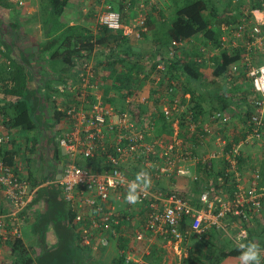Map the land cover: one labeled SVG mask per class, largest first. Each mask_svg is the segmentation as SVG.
Instances as JSON below:
<instances>
[{
	"label": "built area",
	"instance_id": "obj_1",
	"mask_svg": "<svg viewBox=\"0 0 264 264\" xmlns=\"http://www.w3.org/2000/svg\"><path fill=\"white\" fill-rule=\"evenodd\" d=\"M101 1L99 25L112 32L120 31L119 13L110 1ZM133 25V36L142 40L148 33L145 15L140 14ZM223 31L229 35L220 37L217 50L244 49L240 60L228 67L225 78L229 81L233 75L241 74L255 95L250 101L252 113L242 138L233 139L228 134L229 112L215 111L208 121H193L190 114L180 116L186 113L185 106L173 83L165 84L159 107L160 117L171 124V133L155 136L154 118L159 116L139 114L138 106L147 105V98L125 92L124 108L109 104L100 87L96 64L82 60L76 67L73 83L55 86L57 94L64 96L57 109L64 123L53 132L62 159L53 160L38 180H31L22 157L28 149L27 143L22 144L19 155L14 154L12 164L0 158V246L22 240L23 230L31 219L32 202L38 190L45 187H55L58 191L70 214V227L81 251L95 255L113 245L117 256L134 264H142V257L150 254L149 247L156 240L162 242V248H178L190 235L201 239L210 229L224 232L222 221L226 217L243 222L259 217L264 194L257 189L258 173L243 186L238 159L244 146L264 141V4L261 9L252 10L250 18L243 17ZM185 44L171 41L167 60L178 58ZM199 52L205 54L206 49L201 47ZM120 68L115 66V70ZM164 68L159 64L147 75L156 90L164 82ZM139 76L143 78L145 74ZM38 101L41 103L42 98ZM6 121L0 115V151H16L14 143L19 139L15 136L16 129L8 127ZM183 122L188 133L185 138L179 135ZM210 136L216 150L202 161L205 175L211 160H222L224 169L216 178L190 176L191 183L200 188L196 205L175 189L156 187L162 180L187 177L196 143L203 145ZM46 151L50 157L53 146ZM141 171L148 173L149 185L138 189L136 204H129L125 199L128 182ZM183 219L187 221L185 228ZM246 238V231L240 228L232 242L236 246L237 240ZM251 240L264 249L263 239ZM121 243L125 248H120ZM261 255L264 256V251Z\"/></svg>",
	"mask_w": 264,
	"mask_h": 264
},
{
	"label": "crops",
	"instance_id": "obj_2",
	"mask_svg": "<svg viewBox=\"0 0 264 264\" xmlns=\"http://www.w3.org/2000/svg\"><path fill=\"white\" fill-rule=\"evenodd\" d=\"M11 3L14 4L13 7L10 9H4L0 7V38L3 40L4 43H0V54L5 52L6 47H11L16 51V53L20 56V58L30 66L33 79L32 85L36 88V84L40 82L45 83V78L51 79L53 76V71H51V67L48 64L47 55L42 50L41 43L44 42L45 39L48 37V30L49 25H45L43 18L39 13V1L38 0H9ZM16 1V2H14ZM110 1L112 8L119 13L120 15V22L122 29L119 31L120 36L123 38V41L126 45L132 46L133 50L137 52L138 59H134L133 57L128 58L127 63L132 67L134 70L132 71V78L135 79L133 82H129V87L131 88L132 93L140 94L141 96H145L148 100L147 105L139 104V114L141 115H150V116H159L158 119L154 118L155 121V136L170 134L171 132V124L166 122L164 119V125H167V128L161 127L162 118L160 117V99L161 94L164 90L165 84L173 83L176 86L177 82L172 81L166 78L167 74V66L165 60L168 58V54L170 52L171 46L170 43L167 45H163L162 41L165 40V32L170 25L169 18L172 14H174V10L176 9L174 6L177 4L179 0H106ZM228 1V0H227ZM226 0H211L214 2V6L217 10L221 11L225 4L227 3ZM20 2L21 5H18ZM65 6L63 7V12L60 17V21L65 23L66 25H80L83 28L88 29L90 32L94 33L96 28L99 25L98 17L99 14L102 12L103 2L101 0H65ZM232 7L234 6L239 9L238 11L241 13L242 17L248 16L249 12V0H232ZM212 4V3H211ZM231 7V8H232ZM151 8V9H150ZM3 10V11H2ZM227 13L232 16H237V12L234 11H226ZM148 14L150 17L148 33L143 37L142 40H136L131 32L132 27L134 26V22L136 21L137 17L140 14ZM221 22H228L229 19L223 16L218 19ZM224 24H222V34L221 36L229 35L223 31ZM14 30L17 31V34H14ZM220 36V37H221ZM231 40V37H230ZM204 47L206 49V53H200L199 48ZM11 49V48H8ZM98 52H102L101 48L94 51V53L90 56L92 60L97 66V77L100 82V87L105 96L107 102L111 105L119 106L120 108H124L125 102V92L124 91H115L112 87V81L114 76L110 74V71L115 68V66L110 67L108 64V58L106 55H99L97 56ZM212 52L215 54L213 55ZM219 50L210 49L209 45L204 44L201 39H193L186 42L183 48L180 50V56L178 58L183 59L187 58V61L195 62L199 64L202 71L206 72L209 68L208 66L212 65V60L218 54ZM5 61L3 57H0V63ZM7 61H5L6 63ZM136 62V63H135ZM153 64L155 66L153 67ZM164 65V72H163V83L161 82L160 87L158 90L154 89L152 86L151 81L149 82L147 79L148 73L154 71V68L159 65ZM118 65V63H117ZM128 65V66H129ZM126 67L116 70V73H129V68L127 64L124 65ZM77 67V66H76ZM115 70V69H114ZM147 72V73H146ZM139 73L142 75L145 74L143 78L139 76ZM138 74V76H137ZM76 77H77V69H76ZM74 78L73 82L76 80ZM120 77V76H118ZM225 77V76H224ZM241 74L233 75V78L229 80L227 85L224 87L226 89L224 92H216V95H223L227 98L229 92L232 89H236L238 92L236 93V97L233 100V106L229 108L228 112H231V121L229 126H227L228 134H231L233 139L242 138L244 135V131L247 127V118L245 112L251 111V105L249 104L250 100L255 97L252 89L248 82H245L242 78ZM182 82V79H180ZM48 85V84H47ZM58 85V84H56ZM54 83L51 84V87L56 86ZM43 86V85H42ZM40 86V87H42ZM133 88V89H132ZM42 89V88H41ZM177 89V87H176ZM233 89V90H234ZM230 90V91H229ZM229 91V92H228ZM176 92V91H175ZM178 97H180L181 103L185 106V112H187L189 108V94H182L177 90ZM241 94L243 96H241ZM251 97V99H250ZM64 98V96H63ZM61 95L56 94L54 98L56 109L60 107L61 101L64 100ZM40 104H38L39 108L37 111L36 118L39 119L40 125L37 129H34L35 135L34 138L29 139L27 136L20 134L18 137L19 139L14 143V149L16 150V154L21 153V146L23 143L28 144V149L24 152L23 156L25 158V166L27 168V174L29 179L38 180V176H41L42 172V165L45 161H49L52 163L53 154L49 157L47 156V149L50 146H54V131L58 130L60 125L64 123L63 118L61 117L57 123H53L51 116H43L42 111L40 110ZM249 104V106H248ZM151 105V107H150ZM47 106V104H46ZM247 106L250 110L247 109ZM127 107V105H126ZM203 107H205L203 105ZM155 112V114L153 112ZM227 112V111H226ZM45 113V112H44ZM184 114V113H182ZM181 114V115H182ZM209 112L203 108L202 116H198V119L201 121H208ZM51 115V114H50ZM233 115V116H232ZM174 116V115H173ZM185 116V114H184ZM182 119V118H181ZM264 119V116H263ZM17 132H21L20 130H16ZM54 132V133H53ZM187 131L185 129V123L183 124V129H180V137L185 138L187 137ZM264 135V132H263ZM36 137V138H35ZM194 139V137L192 138ZM264 139V138H263ZM196 143L197 141H193ZM199 145H198V144ZM196 149L193 151L194 161L193 163L188 165L189 175L185 178H171L169 180H162L158 182L155 186L160 189H175L181 194L185 195L191 202V204L196 205V195H198L200 188L196 185L191 183L190 176L192 174L199 175L200 177L206 176L209 177H217L223 169L224 165L222 160H211L209 162V168L205 175L204 171V164L202 163L203 159L207 157L212 151L216 150V145L214 144L213 137L210 136L208 139L204 141V144H200L197 142ZM256 144V143H255ZM262 145L258 146L259 151L262 153L260 155L255 151V146H244L241 149V155L238 159V170L241 177V183L243 186H247L250 181L251 177L254 173H258L259 178L257 179V189L259 192L264 194L263 187H261L260 181L264 178V141L261 143ZM253 148V149H251ZM61 150L58 149L57 151V159L63 156V153L59 154ZM62 152V151H61ZM43 173V172H42ZM33 180V181H34ZM225 192H228V188L224 187ZM45 204H39L37 206H33L31 209V216L30 220L27 223V226L24 230H27V233L22 235V243L24 244L26 250H28L29 256H34L38 254L39 250V243L37 238L32 235L31 227L34 225V220L37 215H41L45 211ZM236 218L226 217L222 223L225 225V236L227 239H219L216 236V239L219 240L213 241L215 247L218 248L219 243L227 242L234 244L232 242V238H235L238 231L244 229L248 234L255 232L254 230L257 229L259 224L264 225V205L262 211L259 214V217L256 219H250L248 223H245V227H242L237 221ZM258 225V226H257ZM24 232V231H23ZM221 232V231H217ZM234 235V236H233ZM259 240V237L256 238ZM261 239V238H260ZM264 240V238H262ZM251 240V238H250ZM44 241L45 246H54L56 244V237L51 225H48L44 231ZM162 242L156 240L153 244L149 247L150 254L148 256H143L141 263L142 264H181L180 261L187 255V251L190 249L191 245L187 242L181 244L176 247H167L162 248ZM79 249V248H78ZM206 249V248H205ZM79 251L83 254L84 262L80 259L77 260L76 264H111L112 260L117 256L116 255V248L111 245L107 250H104L98 254L90 255L87 251ZM185 251V253H184ZM6 254V257H4ZM13 256L9 254V245L2 244L0 246V264H12ZM237 259H226L222 264H233Z\"/></svg>",
	"mask_w": 264,
	"mask_h": 264
},
{
	"label": "trees",
	"instance_id": "obj_3",
	"mask_svg": "<svg viewBox=\"0 0 264 264\" xmlns=\"http://www.w3.org/2000/svg\"><path fill=\"white\" fill-rule=\"evenodd\" d=\"M39 13L43 18L44 24L49 25L48 37L41 43V48L47 55L48 64L53 71L51 79L45 78V83L40 82L36 84V88L32 85L33 75L30 66L25 63L15 50L11 47H6L5 52L0 54L5 61L0 63V115L7 119L6 125L16 130L31 131L37 129L40 121L35 116L38 111L39 99L50 106L51 117L53 123L62 117L61 112L57 111L54 100V95L57 94L51 84H71L76 77V66L82 60L90 59V56L95 50L101 48L102 52L96 54L106 55L110 67L127 64L128 58L133 57L138 59V53L133 50L132 46H128L120 36L119 31L112 32L102 26H98L94 33L80 25H66L60 21V17L65 6V0H38ZM227 1V0H226ZM232 0H228L221 11L217 10L211 0H192L182 7H176L174 10V18L170 22L166 32L163 45H167L171 41L188 42L193 39H201L204 44L209 45L210 49L217 50L219 48L220 36L222 34V24L224 27H229L237 24L243 19L239 9L232 7ZM212 3V4H211ZM249 12L255 9H261L264 0H249ZM14 4L9 0H0V7L10 9ZM232 7V8H231ZM151 9V8H150ZM226 11L237 12V16H232ZM145 15V24L149 26L150 17ZM227 17L228 22H221L218 19ZM250 18V14L246 16ZM14 34L17 31L14 30ZM0 43H4L0 38ZM6 44V43H4ZM11 48V49H8ZM242 47L234 50H221L212 60V67L210 74L213 80L221 79L226 75L228 67L240 60L243 54ZM137 61V60H136ZM136 63V62H135ZM167 66L166 78L177 82V90L182 94H189V108L185 114L192 116L193 121H201L198 116H202L203 103L209 102L210 115L215 111H227L233 106L234 95L238 92L232 89L227 97L223 95H216V93L208 92L206 88L209 84L204 82V75L200 72L203 67L195 62L187 61V58H172L165 60ZM155 64H153V67ZM129 73H116L112 69L110 74L114 76L112 87L115 91H124L130 93L131 88L128 86L131 79L132 71L134 70L130 65L128 66ZM205 74V73H204ZM120 76V77H118ZM182 79V82L180 81ZM206 83V84H205ZM48 84V85H47ZM43 85V86H42ZM42 86V87H40ZM42 88V89H41ZM133 89V88H132ZM251 89V88H250ZM207 92V93H206ZM206 96L208 97L206 99ZM241 96H243L241 94ZM254 98V97H253ZM252 98V99H253ZM237 97L235 98V100ZM251 99V100H252ZM9 100V101H8ZM249 106V104H248ZM247 106V109L250 110ZM190 112V113H189ZM208 112V111H207ZM252 113L245 112L247 120ZM184 114L180 116H184ZM231 114V112H229ZM162 116V115H161ZM164 125L162 118L161 122ZM183 123L180 124V129H183ZM57 147L53 146V159H57ZM16 151H0V158L8 165L12 164L13 156ZM264 164V161L262 162ZM35 183L32 182V185ZM261 187L264 190V178L260 181ZM33 206L45 204V211L41 215H37L33 227H31L32 235L37 238L39 243V252L37 255L29 256L21 240L11 241L9 245V254L12 255V264H76L80 259V263L84 262L83 252L81 253L76 245L75 234L70 227V214L67 211L64 203H62L58 191L55 187H45L38 190L35 199L32 202ZM233 218V217H232ZM242 227L245 223L236 220ZM48 225L53 227L56 244L54 246H45L44 231ZM187 226L186 219L182 220V227ZM258 226V225H257ZM260 227L251 231L248 238H264V225L259 224ZM218 230L210 229L205 236L197 239L196 236L190 235L195 241H200L201 244L191 246L187 251V255L181 259V264H222L226 259H237L239 253L236 246L231 243L221 242L218 248L215 247L213 241L216 239L215 234ZM248 240V239H247ZM120 248H125L123 243ZM206 248V249H205ZM81 260L83 262H81ZM111 264H134L132 262H125L123 257L116 256Z\"/></svg>",
	"mask_w": 264,
	"mask_h": 264
},
{
	"label": "rangeland",
	"instance_id": "obj_4",
	"mask_svg": "<svg viewBox=\"0 0 264 264\" xmlns=\"http://www.w3.org/2000/svg\"><path fill=\"white\" fill-rule=\"evenodd\" d=\"M192 0H179L178 2H177V4H175V8L177 7H182V6H184V5H186L187 3H189V2H191ZM3 11V10H2ZM1 12V11H0ZM173 18H174V14H172L171 15V17L169 18V21H172L173 20ZM144 38H145V36H144ZM213 65H210V66H208V70L206 71V72H204L203 73V77H204V82H206L207 84H209V87L208 88H206L207 89V91L208 92H210V93H216V92H224L226 89H224V87L227 85V83L229 82V81H227V79L225 78V77H223V78H221V79H217V80H213V78H212V76H211V74H210V70H211V67H212ZM205 83V84H206ZM225 88H227V87H225ZM230 91V90H229ZM228 91V92H229ZM207 93V92H206ZM235 97H236V95H234ZM56 97V95H54V98ZM208 97L206 96V99H207ZM250 99H251V97H250ZM251 101V100H250ZM249 104H250V102H249ZM203 105L205 106V107H203L204 109H206L208 112H209V114L208 115H206V116H209L210 115V105H209V102H204L203 103ZM40 110L42 111V115L43 116H50V114H51V110H50V106H46V103L44 102V101H41V104H40ZM45 112V113H44ZM44 114H46V115H44ZM233 116V115H232ZM21 132H17V133H15V136L16 137H19L20 136V134H22V135H25V136H27L29 139H32V138H34V136H36L35 135V131L34 130H31V131H25V130H20ZM20 137H23V136H20ZM36 138V137H35ZM260 145H262L261 143H256V144H254V145H252V146H255V151L257 152V153H259L260 151H259V147L258 146H260ZM251 149H253V148H251ZM62 152L60 151L59 152V154H61ZM260 155H262V153L260 152L259 153ZM51 163H49V161H45L44 163H43V165H42V167H41V169H42V172H44V170H46V168L50 165ZM24 232H23V235L25 236V234L27 233V230H23ZM225 234V232H218V234H216V236H218V238L219 239H221V240H223V239H227V237L224 235ZM234 236V235H233ZM187 243L189 244V245H193V246H197V245H200L201 244V242L200 241H195V240H193L192 238H190V239H188L187 240ZM4 257H6V254H5V256Z\"/></svg>",
	"mask_w": 264,
	"mask_h": 264
},
{
	"label": "clouds",
	"instance_id": "obj_5",
	"mask_svg": "<svg viewBox=\"0 0 264 264\" xmlns=\"http://www.w3.org/2000/svg\"><path fill=\"white\" fill-rule=\"evenodd\" d=\"M149 182L148 173L143 171L137 173L135 178L128 182L125 196L127 203L136 204L139 199L138 189L148 187ZM236 249L239 253L240 264H262L264 261V256L261 255L264 249H261L253 240H237Z\"/></svg>",
	"mask_w": 264,
	"mask_h": 264
},
{
	"label": "water",
	"instance_id": "obj_6",
	"mask_svg": "<svg viewBox=\"0 0 264 264\" xmlns=\"http://www.w3.org/2000/svg\"><path fill=\"white\" fill-rule=\"evenodd\" d=\"M60 172H61V166L58 165V167H57V173L60 174Z\"/></svg>",
	"mask_w": 264,
	"mask_h": 264
}]
</instances>
